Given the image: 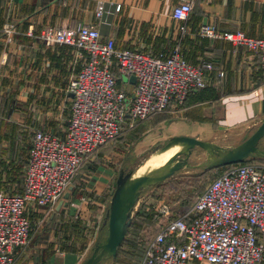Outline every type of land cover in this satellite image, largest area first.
Returning a JSON list of instances; mask_svg holds the SVG:
<instances>
[{"label": "built area", "instance_id": "1", "mask_svg": "<svg viewBox=\"0 0 264 264\" xmlns=\"http://www.w3.org/2000/svg\"><path fill=\"white\" fill-rule=\"evenodd\" d=\"M191 8L192 0H179L172 16L186 19ZM104 10V3L98 2L95 15L100 18ZM5 30L12 32L13 25L6 23ZM197 31L249 46L260 54L264 70V37L242 29L221 30L210 22L200 23ZM26 34L47 45L74 46L79 67L66 86L70 112L64 134L34 127L21 189L0 188V264H12L18 248L29 242L28 207L55 205L83 162L117 136L123 122L129 128L170 105H180L190 92L206 85L210 75L217 79L224 75L213 59L193 62L178 45L157 53L118 47L114 37H103L98 27L82 22L45 25L37 31L28 27ZM167 212L165 204L156 210L158 229L148 239L139 264H190L194 259L264 264V160L229 163L190 206L174 216Z\"/></svg>", "mask_w": 264, "mask_h": 264}, {"label": "crops", "instance_id": "2", "mask_svg": "<svg viewBox=\"0 0 264 264\" xmlns=\"http://www.w3.org/2000/svg\"><path fill=\"white\" fill-rule=\"evenodd\" d=\"M101 1L105 10L99 18L95 8ZM178 2L0 0V156L13 153L17 137L33 125L64 134L70 112V94L66 86L71 73L79 67L76 48L68 44H44L26 34L28 27L37 31L45 25L82 22L98 27L103 37H114L118 47L157 53L169 52L178 45L187 59L196 62L211 58L217 67L224 69L221 78L210 75L206 85L190 92L182 104L170 105L128 129L122 128L137 131L147 144L174 134L212 140L222 130L257 124L264 116V70L260 54L245 44L233 45L225 38L202 36L197 29L200 23L210 22L221 30L242 29L251 36L264 37V0H192L186 19L172 16V7ZM6 23L13 25L12 32L5 30ZM5 100L22 103L18 111L25 126H17V121L10 119L13 115L6 118L7 112L13 109L6 108ZM17 119L20 120V116ZM112 169L90 170L87 176L81 177L84 183L80 189L70 184L66 190L68 197L63 202L59 199L52 207H28L29 217L37 211L41 218L48 213L60 217L63 208L69 205L75 214L79 211L77 218L91 220V224L101 221V228L116 179L112 177ZM71 238L65 241L72 242ZM75 254L61 251L59 264L72 262ZM190 264L212 263L194 259Z\"/></svg>", "mask_w": 264, "mask_h": 264}, {"label": "rangeland", "instance_id": "3", "mask_svg": "<svg viewBox=\"0 0 264 264\" xmlns=\"http://www.w3.org/2000/svg\"><path fill=\"white\" fill-rule=\"evenodd\" d=\"M123 80H127V76L123 75ZM20 104L22 103H19L18 100L4 101L6 108L13 109L12 112H7L6 118L13 115L15 118L11 117L10 119H15L17 121L15 124L22 127L26 125V122L20 115L21 112L18 111ZM17 116H20V120L17 119ZM19 122L24 124L21 125ZM257 124H252L250 127L241 125L222 130L212 140L223 145L236 144L243 139L245 133H250ZM34 126L36 127V125L28 127L27 131L17 137L16 149L13 153L0 156L1 189L6 191L21 189L28 155V142L32 137ZM166 141L165 137H161L147 144L141 140L137 131L123 130L122 133L96 148L92 153L93 156L91 155L75 173L71 186L73 187L75 184V187L80 189L84 183V179L81 177L87 176V173L95 168L101 170L105 167H112V177L115 178L121 166L125 170L139 169L143 161ZM145 144L147 145L145 146ZM259 146L264 148V136L260 139ZM209 156L207 150L196 146L189 157L193 164L191 167L183 166L162 181L143 187L133 209L132 224L128 228L117 254L104 257L97 264H139L148 239L158 229L160 216H157L156 210L158 211V208L165 204L168 210L167 215H176L190 206L197 194L216 175L218 167L208 169L200 164L206 161ZM262 158L264 157L257 159ZM78 212L75 214L72 206L69 205L63 208L60 217H53L48 213L46 217L41 218V213L35 212L30 218L32 225L29 242L15 252L12 264H59V253L68 250L76 254L72 258V262L64 264H78L92 252L95 240L106 234V226L102 225L100 228L101 221L100 224L97 222L91 224V220L85 221L84 218H77ZM161 218L163 220L164 217L161 216ZM82 228L84 231L81 230ZM67 231H69L68 236H66ZM70 237H73L71 238L72 242L65 241ZM69 247L71 248L69 249Z\"/></svg>", "mask_w": 264, "mask_h": 264}, {"label": "water", "instance_id": "4", "mask_svg": "<svg viewBox=\"0 0 264 264\" xmlns=\"http://www.w3.org/2000/svg\"><path fill=\"white\" fill-rule=\"evenodd\" d=\"M129 80L134 82L135 76H129ZM263 136L264 116L250 133H245L241 141L232 145H223L195 135L174 134L154 150L160 151L172 145H178V148L162 164L141 172L137 171L138 168L125 170L121 166L113 183L110 201L103 219L106 234L95 240L92 252L78 264H97L102 258L117 254L131 223L133 209L141 189L149 184L162 181L183 166L191 167L193 164L189 157L194 147L199 146L208 151L210 156L200 164L205 168H212L239 162L250 156L264 157V148L259 146V141ZM68 194L69 191L64 193L60 203L68 197Z\"/></svg>", "mask_w": 264, "mask_h": 264}, {"label": "bare ground", "instance_id": "5", "mask_svg": "<svg viewBox=\"0 0 264 264\" xmlns=\"http://www.w3.org/2000/svg\"><path fill=\"white\" fill-rule=\"evenodd\" d=\"M177 148L178 145H172L164 150L154 151L152 154H150V156H148L146 160L143 161L137 171L141 172L162 164Z\"/></svg>", "mask_w": 264, "mask_h": 264}, {"label": "trees", "instance_id": "6", "mask_svg": "<svg viewBox=\"0 0 264 264\" xmlns=\"http://www.w3.org/2000/svg\"><path fill=\"white\" fill-rule=\"evenodd\" d=\"M200 88H201V87H200ZM198 89H199V88H198ZM194 91H195V90H194ZM140 121H141V120H140ZM123 127H126V128H127V125H126V123H124V122H123V124H122V128H123ZM127 129H128V128H127ZM123 130H124V129H122V131H121L120 133H122ZM120 133H119V134H120ZM119 134H118V135H119ZM257 158H260V157H254V156H251V157H248V158H246V159H244V160H242V161H246V160H260V159H257ZM228 165H229V164H224V165H222V166H218L219 170L217 171L216 175H217L219 172H221V171H222L226 166H228ZM212 168H214V167H212ZM208 169H211V168H208ZM216 175H215V176H216ZM201 191H202V190H201ZM201 191H200V192H201ZM131 221H132V220H131ZM131 224H132V223H130V225H131ZM130 225H129V227H130ZM129 227H128V228H129ZM127 230H128V229H127ZM124 239H125V238H124ZM123 241H124V240H123ZM121 244H122V243H121ZM119 247H120V246H119ZM118 250H119V248H118ZM117 252H118V251H117ZM212 264H213V263H212Z\"/></svg>", "mask_w": 264, "mask_h": 264}]
</instances>
